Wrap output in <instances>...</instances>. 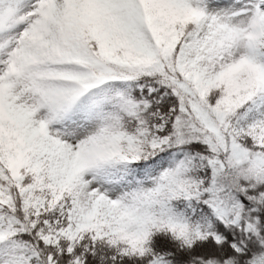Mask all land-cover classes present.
Returning <instances> with one entry per match:
<instances>
[{"label": "snow or ice", "instance_id": "6c2138e0", "mask_svg": "<svg viewBox=\"0 0 264 264\" xmlns=\"http://www.w3.org/2000/svg\"><path fill=\"white\" fill-rule=\"evenodd\" d=\"M0 264H264V0H0Z\"/></svg>", "mask_w": 264, "mask_h": 264}]
</instances>
